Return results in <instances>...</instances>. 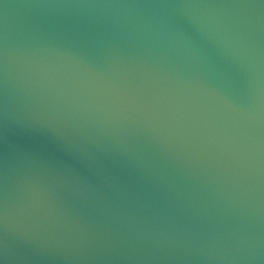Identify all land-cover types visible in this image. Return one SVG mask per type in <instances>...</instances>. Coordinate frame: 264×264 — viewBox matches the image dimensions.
Returning <instances> with one entry per match:
<instances>
[{
  "label": "water",
  "instance_id": "95a60500",
  "mask_svg": "<svg viewBox=\"0 0 264 264\" xmlns=\"http://www.w3.org/2000/svg\"><path fill=\"white\" fill-rule=\"evenodd\" d=\"M0 264H264V0H0Z\"/></svg>",
  "mask_w": 264,
  "mask_h": 264
}]
</instances>
